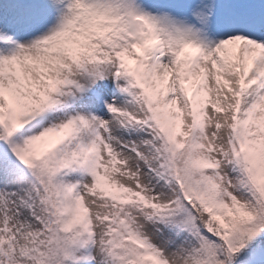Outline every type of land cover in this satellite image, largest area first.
<instances>
[{"label": "snow or ice", "instance_id": "snow-or-ice-1", "mask_svg": "<svg viewBox=\"0 0 264 264\" xmlns=\"http://www.w3.org/2000/svg\"><path fill=\"white\" fill-rule=\"evenodd\" d=\"M0 264H264V0H0Z\"/></svg>", "mask_w": 264, "mask_h": 264}]
</instances>
